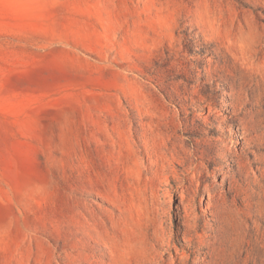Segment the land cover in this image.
I'll return each instance as SVG.
<instances>
[{"label": "rangeland", "instance_id": "374dc122", "mask_svg": "<svg viewBox=\"0 0 264 264\" xmlns=\"http://www.w3.org/2000/svg\"><path fill=\"white\" fill-rule=\"evenodd\" d=\"M0 264H264V0H0Z\"/></svg>", "mask_w": 264, "mask_h": 264}]
</instances>
